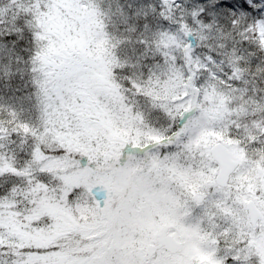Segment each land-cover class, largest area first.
<instances>
[{
    "label": "snow or ice",
    "instance_id": "1",
    "mask_svg": "<svg viewBox=\"0 0 264 264\" xmlns=\"http://www.w3.org/2000/svg\"><path fill=\"white\" fill-rule=\"evenodd\" d=\"M0 264H264V0H0Z\"/></svg>",
    "mask_w": 264,
    "mask_h": 264
}]
</instances>
